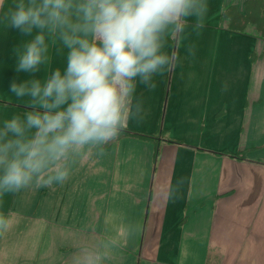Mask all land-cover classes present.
Instances as JSON below:
<instances>
[{"label":"crops","instance_id":"crops-1","mask_svg":"<svg viewBox=\"0 0 264 264\" xmlns=\"http://www.w3.org/2000/svg\"><path fill=\"white\" fill-rule=\"evenodd\" d=\"M250 1L207 0L201 24L169 34L179 59L154 89L138 85L143 112L125 128L158 142L121 135L77 157L63 183L3 197L0 264H264V41L229 26ZM13 2L0 0V18ZM32 38L0 19V123L33 110L13 81L66 65L50 39L41 71L17 72L14 49Z\"/></svg>","mask_w":264,"mask_h":264},{"label":"clouds","instance_id":"clouds-1","mask_svg":"<svg viewBox=\"0 0 264 264\" xmlns=\"http://www.w3.org/2000/svg\"><path fill=\"white\" fill-rule=\"evenodd\" d=\"M208 11L207 0H14L0 19L33 37L14 49L16 71L40 72L50 39L67 53L62 70L10 85L33 110L0 123V204L7 195L63 183L85 151L103 156L127 122L141 117L138 85L154 89V77L178 61L165 51L169 34H182L189 20L201 24ZM183 182L161 191L171 196ZM8 227L0 212V232Z\"/></svg>","mask_w":264,"mask_h":264},{"label":"trees","instance_id":"trees-1","mask_svg":"<svg viewBox=\"0 0 264 264\" xmlns=\"http://www.w3.org/2000/svg\"><path fill=\"white\" fill-rule=\"evenodd\" d=\"M230 22H231L230 27L233 30L242 31L247 25L254 26L256 31L261 35L264 41V0H251L246 6L245 15H241L240 17L236 14L231 13ZM262 55H264V49H263ZM2 104H5V103H2ZM128 134L137 136L140 138L150 139L156 142L159 141L158 137L149 136V135H141V134L133 133L126 129L123 131L121 135H128ZM166 142L173 143V141L170 139H166Z\"/></svg>","mask_w":264,"mask_h":264},{"label":"rangeland","instance_id":"rangeland-1","mask_svg":"<svg viewBox=\"0 0 264 264\" xmlns=\"http://www.w3.org/2000/svg\"><path fill=\"white\" fill-rule=\"evenodd\" d=\"M230 24H231V22H230ZM230 26V25H229ZM230 29H231V27H230ZM232 31H234V32H241V31H239V30H233V29H231ZM243 31V30H242ZM262 38V37H261Z\"/></svg>","mask_w":264,"mask_h":264}]
</instances>
